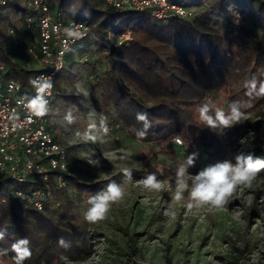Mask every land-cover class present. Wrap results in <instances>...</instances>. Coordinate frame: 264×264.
<instances>
[{"label":"trees","instance_id":"16d2710c","mask_svg":"<svg viewBox=\"0 0 264 264\" xmlns=\"http://www.w3.org/2000/svg\"><path fill=\"white\" fill-rule=\"evenodd\" d=\"M47 1L60 10L64 18L87 22L92 37L75 45L81 54L93 45L100 53L99 57L106 61L104 71L90 78V87L110 107L115 129L121 124L126 137L140 140L135 133L142 125L135 115L147 112L152 126L141 142L163 144L173 135L180 134L191 145L205 140L203 150L217 160L228 159L224 151L226 145L234 157L239 153L264 158V98L250 100L245 95L246 81L253 76L264 79V0H173L199 8V15L192 20L175 18L168 21L144 12L120 11L103 0ZM6 6H10L9 11L17 18L7 22L0 14V57L5 63L3 77L18 80L22 90L31 96L29 79L35 64L27 47L36 46L38 27L36 21L27 24L29 12L23 7L22 0H9ZM122 14L125 18L120 19ZM120 23L123 28L118 29ZM8 26L14 29L11 35L7 33ZM126 29H130L132 37L127 45L108 38V33L116 37ZM98 33L103 38H98ZM251 36L254 37L252 40ZM68 53L64 67L54 80V90L59 83V94L55 92L50 108L59 98V110L57 108L54 115L70 117L75 126L79 123L72 109L78 95L60 91L61 83L71 86L79 76L78 61H74L73 56L69 60ZM219 97L225 110L231 101L239 100L244 102L242 111L255 109L256 118H248L225 129L222 134L193 119L194 110L202 102L215 101ZM49 119L50 132L60 140L62 129L51 123L53 114L49 113ZM213 143L223 146L221 153L211 149ZM71 149V145L65 146L66 186L53 189L59 207L47 205L38 211L12 192L14 181L0 174V231L5 233L0 248L9 249L5 257L12 259L15 255L10 251L12 243L27 238L32 256L25 264L85 262L90 257L91 245L99 242L100 236L106 237L97 230L89 231L76 208L109 181L102 179L89 183L81 180L71 167ZM152 172L160 180L169 174L168 170ZM133 174L142 177L137 170ZM258 176L264 178V172ZM17 186L25 187V184ZM60 237L71 241V247H59ZM129 240L133 241L129 242L133 253L136 241L131 237ZM217 257L225 260V264H249L248 261L240 262L239 257ZM130 258L129 264H146ZM166 261L172 264L169 257Z\"/></svg>","mask_w":264,"mask_h":264},{"label":"rangeland","instance_id":"374dc122","mask_svg":"<svg viewBox=\"0 0 264 264\" xmlns=\"http://www.w3.org/2000/svg\"><path fill=\"white\" fill-rule=\"evenodd\" d=\"M9 10L10 6L0 8V14L7 22L16 20V14ZM123 18L125 14L120 19ZM121 28L122 23L118 25V29ZM97 36L103 38L99 33ZM77 49V45L72 47L67 58L70 60L73 56L74 61H78L79 76L71 86L61 83L60 91L78 95L72 112L79 125L73 126L67 118L54 115L57 108L59 110L58 98L50 108V113L53 114L51 123L62 129L60 140H57L66 147L71 145V167L81 180L92 183L107 179L109 182L115 180L119 183L123 179L121 170L127 167L132 170L133 181L125 185V199L113 205L103 221L90 224L84 220L83 212L89 206L87 200L77 206L76 211L86 228L89 231L97 230L106 237L100 236L99 242L95 241L91 245L90 257L85 262L69 264H129L130 256L146 264H168L166 257L170 258L172 264H225V260L217 256L226 259L239 257L240 262L248 261L249 264L256 258L258 264H264V178L257 176L250 188L238 189L231 202L222 209L205 207L189 211L185 207L187 198L180 203L175 202L173 194L176 168L188 155L198 153L195 166L188 169L192 174L208 164L222 160H217L203 150L205 140L191 145L177 134L184 141L182 145L171 142V139L163 144L146 143L126 137V130L121 124L115 129L116 122L112 118L114 113L90 87V78L102 73L107 63L99 57L100 53L93 45L84 54ZM33 69L38 68L34 65ZM57 84L55 92L59 94V83ZM211 102L218 107L224 105L220 97ZM244 112L246 119L257 116L255 109L249 108ZM101 117L106 118L109 129L107 135L102 141H82L80 134L90 123L98 124ZM193 119L202 124L197 109L194 110ZM110 126L114 127L110 129ZM213 145L211 149L221 153L223 146H218L217 143ZM224 149L228 159L234 161L229 145ZM96 158L101 160L100 168L88 163L89 159ZM135 170L142 177L134 175ZM157 170L169 171L168 176L162 180L163 191L148 192L135 183ZM170 207L176 213L174 219L165 215ZM129 237L136 241L133 253L129 247V242L133 241ZM3 261L4 264H13V260L7 257H3Z\"/></svg>","mask_w":264,"mask_h":264},{"label":"built area","instance_id":"2783aa9c","mask_svg":"<svg viewBox=\"0 0 264 264\" xmlns=\"http://www.w3.org/2000/svg\"><path fill=\"white\" fill-rule=\"evenodd\" d=\"M9 0H0L4 7ZM103 2L120 11L144 12L150 16L168 21L170 19L192 20L199 15V8L184 5L173 0H103ZM22 5L29 12L26 22L30 25L36 21L38 37L36 46L27 47V53L38 69L29 79L31 96L35 89L30 80L40 76L50 77L51 95L48 100V113L43 117H31L22 103L25 95L21 83L13 77L4 78L5 63L0 57V174L14 181L12 192L30 203L38 211L47 205L59 207V201L53 189L66 186L67 157L65 146L49 130V113L51 102L55 99L54 80L64 67L66 54L77 42L92 37L86 21L64 18L63 13L49 5L47 0H22ZM81 26L85 35L78 40L67 37L65 28ZM7 33L14 29L7 27ZM109 39H116L117 44L127 45L131 40V31L126 29L116 37L108 33ZM254 37L251 36L250 40ZM10 84L14 87L9 88ZM114 127V126H113ZM110 126V129L113 128ZM171 142L182 145L183 139L175 134ZM25 184V187L17 184Z\"/></svg>","mask_w":264,"mask_h":264},{"label":"clouds","instance_id":"9594fccd","mask_svg":"<svg viewBox=\"0 0 264 264\" xmlns=\"http://www.w3.org/2000/svg\"><path fill=\"white\" fill-rule=\"evenodd\" d=\"M81 26L68 27L64 29L67 37L73 40L81 39L85 33L80 31ZM30 84L35 89L34 96H23L19 103H22L31 117H43L49 109L47 107L48 100L46 96L51 95L53 87L50 77L40 76L30 80ZM14 87L10 84L9 88ZM245 95L251 100L256 98H264V79H257L253 76L245 82ZM244 102L231 101L227 110L214 105L210 100L202 102L198 108V118L200 123L205 127L222 134L225 129L231 128L246 119L245 112L242 111ZM135 119L142 125L136 130V137L143 140L147 137L148 131L152 126L149 114L147 112H137ZM69 123L72 119L68 118ZM109 129L106 118L101 117L99 123L92 122L88 128L80 134V139L84 142L102 141L107 135ZM124 158V157H122ZM198 153L188 155L183 163L179 164L175 173V188L173 200L177 203L188 199L185 207L191 211L192 209H203L205 207L222 209L226 207L232 200L238 189L250 188L256 177L264 172V158L253 154L243 155L237 154L234 161L224 159L208 164L200 169L197 173L192 174L188 171L190 167L195 166ZM88 163L96 168H100V158L89 159ZM123 179L121 182L112 180L100 191L91 195L88 200V207L83 212V218L90 224H96L107 218L113 205L123 201L126 196V187L128 183L133 181L132 170L130 168H122ZM135 183L143 190L148 192L159 193L164 190V182L158 179L156 173L151 172ZM187 194V195H185ZM165 215L174 219L175 211L171 207L165 212ZM239 213H237V216ZM5 238V233L0 231V241ZM29 240L21 238L12 243L10 251L15 253L12 257L13 264H25V261L31 259L32 251L29 247ZM58 246L64 249L71 247V241L64 237L58 239ZM9 249L0 248V264H4L3 257L7 256ZM252 264H258L257 259L252 260Z\"/></svg>","mask_w":264,"mask_h":264}]
</instances>
